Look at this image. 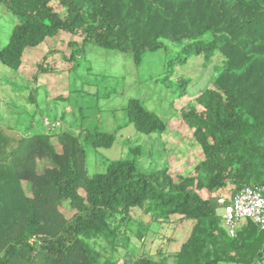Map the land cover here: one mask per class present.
<instances>
[{
  "label": "trees",
  "instance_id": "16d2710c",
  "mask_svg": "<svg viewBox=\"0 0 264 264\" xmlns=\"http://www.w3.org/2000/svg\"><path fill=\"white\" fill-rule=\"evenodd\" d=\"M0 4L18 20L0 49V61L13 69L21 67L28 49L60 32L131 52L137 64L145 51L161 48L163 39L183 44L176 62L192 55H202L205 66L221 61L212 84L180 112L201 152L188 173L169 165L142 170L134 157L112 160L105 171L90 176L81 134L30 130L14 141L0 130V264H119L89 241L103 237L125 247L122 227L134 208L156 221L176 216L178 223L191 222V231L171 262L127 251L123 264H256L264 231L247 220L231 236L222 212L242 187L264 185V0ZM126 111L143 133L168 129L138 98L129 100ZM85 133L95 147L115 141L113 133ZM225 190H232L230 197L223 196ZM65 201L76 210L71 218L60 210Z\"/></svg>",
  "mask_w": 264,
  "mask_h": 264
},
{
  "label": "rangeland",
  "instance_id": "374dc122",
  "mask_svg": "<svg viewBox=\"0 0 264 264\" xmlns=\"http://www.w3.org/2000/svg\"><path fill=\"white\" fill-rule=\"evenodd\" d=\"M17 21L16 15L0 4V49L7 44ZM182 49L183 44L163 39L161 48L145 51L141 64H137L131 52L103 48L84 42L81 36L60 32L28 49L19 69L0 61V130L14 141L30 130L81 134L90 176L105 171L112 160L134 157L142 170L169 165L191 172L201 152L192 132L180 122V112L212 84L221 61L214 59L205 66L202 55H192L185 63L176 62ZM182 80L186 84L180 85ZM132 98H138L167 122L168 129L149 134L139 131L126 111ZM88 131L113 133L115 141L110 147H95L92 137H84ZM52 138L61 151L57 134ZM24 186L30 193L29 184ZM231 194L232 190L223 192L227 198ZM60 210L67 218L76 211L67 201ZM177 220L173 216L156 221L134 208L122 227L125 233L120 237L125 238V247L116 248L103 237L89 243L119 264H123L127 251L135 256L147 253L154 258L168 257L171 262L192 225Z\"/></svg>",
  "mask_w": 264,
  "mask_h": 264
},
{
  "label": "built area",
  "instance_id": "2783aa9c",
  "mask_svg": "<svg viewBox=\"0 0 264 264\" xmlns=\"http://www.w3.org/2000/svg\"><path fill=\"white\" fill-rule=\"evenodd\" d=\"M222 220L231 236H235L247 220L264 231V185L257 188L244 186L238 190L231 202L224 206Z\"/></svg>",
  "mask_w": 264,
  "mask_h": 264
},
{
  "label": "crops",
  "instance_id": "0c3cea01",
  "mask_svg": "<svg viewBox=\"0 0 264 264\" xmlns=\"http://www.w3.org/2000/svg\"><path fill=\"white\" fill-rule=\"evenodd\" d=\"M256 264H264V248L260 253V256L256 260Z\"/></svg>",
  "mask_w": 264,
  "mask_h": 264
}]
</instances>
